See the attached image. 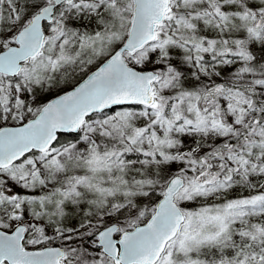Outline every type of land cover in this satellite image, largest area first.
<instances>
[{
    "label": "snow or ice",
    "instance_id": "obj_1",
    "mask_svg": "<svg viewBox=\"0 0 264 264\" xmlns=\"http://www.w3.org/2000/svg\"><path fill=\"white\" fill-rule=\"evenodd\" d=\"M0 264H264V0H0Z\"/></svg>",
    "mask_w": 264,
    "mask_h": 264
},
{
    "label": "rangeland",
    "instance_id": "obj_2",
    "mask_svg": "<svg viewBox=\"0 0 264 264\" xmlns=\"http://www.w3.org/2000/svg\"><path fill=\"white\" fill-rule=\"evenodd\" d=\"M66 138L67 139H71V137H61L62 140L66 139ZM239 194H240L239 192H233V193L230 194V198H231V196H236V195H239ZM244 195H247V193H244Z\"/></svg>",
    "mask_w": 264,
    "mask_h": 264
}]
</instances>
